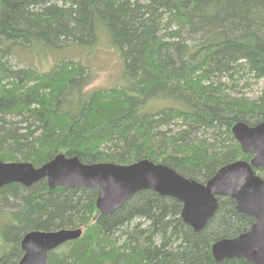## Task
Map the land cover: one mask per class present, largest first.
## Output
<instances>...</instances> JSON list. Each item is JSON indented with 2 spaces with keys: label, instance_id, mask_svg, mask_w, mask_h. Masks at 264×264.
<instances>
[{
  "label": "trees",
  "instance_id": "1",
  "mask_svg": "<svg viewBox=\"0 0 264 264\" xmlns=\"http://www.w3.org/2000/svg\"><path fill=\"white\" fill-rule=\"evenodd\" d=\"M68 48L72 55L61 56ZM103 49L119 52L122 80L94 87L101 65L74 59L90 63L87 50L93 58ZM49 56L59 60L40 70ZM245 75L263 82L258 96L242 93ZM263 121L264 0H0L4 161L148 158L204 183L223 165L252 159L233 126ZM97 193L50 189L46 180L1 187L0 264L18 263L31 230L77 227L83 235L51 251L48 264H253L212 255L215 241L255 221L230 197L218 198L216 214L196 232L174 197L146 189L104 214Z\"/></svg>",
  "mask_w": 264,
  "mask_h": 264
},
{
  "label": "water",
  "instance_id": "2",
  "mask_svg": "<svg viewBox=\"0 0 264 264\" xmlns=\"http://www.w3.org/2000/svg\"><path fill=\"white\" fill-rule=\"evenodd\" d=\"M232 133L241 149L252 153L253 158L223 165L204 183L148 158L131 164L85 163L78 156L60 153L40 167L0 158V188L10 183L31 186L44 179L53 189L94 188L98 191L96 206L104 214L113 213L136 193L151 189L178 199L182 203L183 221L196 232L204 229L216 214L218 197H230L239 212L254 217L255 221L246 232L215 241L213 257L217 261L245 258L253 264H264V177L255 170H264V121L255 126L237 122ZM82 234L81 227L31 230L21 239L23 256L17 264H48L50 251L79 239Z\"/></svg>",
  "mask_w": 264,
  "mask_h": 264
},
{
  "label": "rangeland",
  "instance_id": "3",
  "mask_svg": "<svg viewBox=\"0 0 264 264\" xmlns=\"http://www.w3.org/2000/svg\"><path fill=\"white\" fill-rule=\"evenodd\" d=\"M77 48L75 49L76 51H84L85 49H81L83 47H74ZM87 48V47H85ZM88 49V48H87ZM70 50H72V48H68L62 51L61 56L62 55H67L70 57V55H72L71 52H69ZM99 50V49H98ZM97 50V51H98ZM92 51V50H91ZM96 51V52H97ZM117 51V50H116ZM89 50H87L86 52V57H90V63L86 62L81 56L77 57L75 56L77 60L80 58L81 61H83L84 63H86L87 65L91 66H96V65H101V67L99 66V68H96L98 70V74L95 76V78H93L94 82L93 85L94 87H105V86H109L110 85V79H112L113 77H115V75H117L118 80H122V75H123V69H120V65H118V57L116 56H120L119 52H115L114 50H109V49H103L102 51H99L98 54L96 56H94L93 58L91 56H93V54L88 53ZM95 52V53H96ZM119 54V55H118ZM85 57V56H84ZM121 58V56H120ZM122 59V58H121ZM120 59V61H121ZM59 60V58L57 57L55 60H53V56H49L45 61L40 63V70L45 71L48 69H51L55 63V61L57 62ZM92 64V65H91ZM20 66H24L23 63H20ZM36 68L37 65L35 64ZM123 66V61L121 62V67ZM44 67V68H42ZM118 70H117V69ZM116 72V73H115ZM244 75V74H243ZM245 77H247L246 79H242L240 81V88L242 90V93L248 95V96H258L263 88V82H256L253 77L249 76V75H245ZM249 78V79H248Z\"/></svg>",
  "mask_w": 264,
  "mask_h": 264
},
{
  "label": "bare ground",
  "instance_id": "4",
  "mask_svg": "<svg viewBox=\"0 0 264 264\" xmlns=\"http://www.w3.org/2000/svg\"><path fill=\"white\" fill-rule=\"evenodd\" d=\"M53 159V158H52ZM10 184H12V183H10ZM18 184H20V183H18ZM23 185V184H22ZM25 186V185H24ZM48 187H49V185H48ZM50 188V187H49ZM64 188H67V187H64ZM69 188H72V187H69ZM50 189H53V188H50ZM55 189V188H54ZM121 208V207H120ZM118 210V209H117ZM21 245V244H20Z\"/></svg>",
  "mask_w": 264,
  "mask_h": 264
}]
</instances>
